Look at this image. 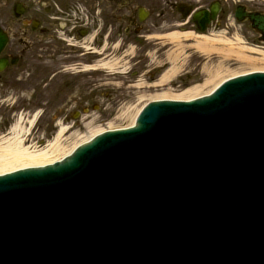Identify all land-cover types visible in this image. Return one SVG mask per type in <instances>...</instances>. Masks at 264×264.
<instances>
[{
	"label": "water",
	"instance_id": "1",
	"mask_svg": "<svg viewBox=\"0 0 264 264\" xmlns=\"http://www.w3.org/2000/svg\"><path fill=\"white\" fill-rule=\"evenodd\" d=\"M0 264H264V71L0 175Z\"/></svg>",
	"mask_w": 264,
	"mask_h": 264
},
{
	"label": "flooded vegetation",
	"instance_id": "2",
	"mask_svg": "<svg viewBox=\"0 0 264 264\" xmlns=\"http://www.w3.org/2000/svg\"><path fill=\"white\" fill-rule=\"evenodd\" d=\"M212 1L218 2L219 13H223L222 0H0V28L7 36L0 53V101L7 93L17 101L22 88L30 100L27 107H20L31 113L42 105L41 115L46 116L52 78L64 88L58 89L59 97L91 100L81 90L73 99L67 95V87H78L72 73L83 69V62L93 64L105 57L123 59L126 53L129 57L125 61L132 63L129 68L134 65L138 71H150L146 77L154 80L156 65L147 67L153 62L148 58L152 46L145 42L152 34L147 32L158 30L159 22L176 19L195 31L194 13L209 8ZM148 20L158 23L147 27L144 24ZM221 21L216 19L212 24L220 25ZM243 25L251 30L248 22ZM64 45L74 52L61 55ZM56 55L58 63L51 62ZM123 77L110 74L107 78L121 83L131 81L129 72ZM94 81L92 76L79 85L87 88Z\"/></svg>",
	"mask_w": 264,
	"mask_h": 264
},
{
	"label": "rangeland",
	"instance_id": "3",
	"mask_svg": "<svg viewBox=\"0 0 264 264\" xmlns=\"http://www.w3.org/2000/svg\"><path fill=\"white\" fill-rule=\"evenodd\" d=\"M238 1L245 4L248 8L264 12V0H225L223 1V7H226L224 12L220 15L219 19V21H221L223 16H226L227 18L225 19V22L222 21L220 25H218L217 23L211 25L206 33H220V35L224 34L228 38L239 37L241 39V45L256 47L259 50H264V44L260 41H257L255 32L245 28L244 25L234 21L231 12L235 3ZM178 21L179 20L176 19L167 22H159L160 26L158 30H153L147 33H161L169 29H173L175 27L172 26V28H170L168 24L177 23ZM153 23L157 24L158 22L148 20L144 25L147 27H151ZM223 30H226L228 32L223 33ZM85 44L87 45L88 42H86ZM64 48L65 51L60 53L61 55H66L68 53L70 54L74 52L69 50L67 45H64ZM152 49H157V46H152ZM156 53L160 56L162 55L163 60L166 52L164 48H158ZM184 55H186V58L184 59L182 69L179 70V74L181 73L184 76L186 74H191V76L187 78L185 83L157 88L156 91L148 86H145L148 81H153V79H149L146 77V74L144 73L146 70L143 69L138 71V69H136L134 65H131V67L129 68V76L131 78V81L124 83H121L118 80L112 81L108 79L105 71L102 72L103 69H98L95 71L87 70L84 71V74L91 73L96 82L94 81V84H90V86L86 88L82 87L81 85L84 84L86 80H91V76H79L76 74L72 75L74 76V79H76L78 87H67V95H70V98L73 99L74 95L79 94L77 92L81 90L82 93L90 95L91 100H80L78 98L69 100V98L67 97V99L59 97L60 94L58 93V89H62L63 87H59L55 81L56 78H52L51 80H49L51 91L48 96L50 97V100L45 103L48 115L37 118L36 128H31L30 134L26 135L27 138L33 137L31 141L28 140V143L34 142L36 145L40 144V146L42 147L48 141H52L55 138L60 126L64 125L68 126V130L61 136L60 146L61 148L68 149L73 146L75 142L79 141V136L89 134V131L91 129L100 126L106 128L111 124L116 127L127 125L129 122L128 115L131 113V110L134 107H137L138 109L145 102H147V100L149 99L146 98L147 95L149 96L165 90L177 92L187 86L202 83L207 78L206 71L202 69V62L205 61L206 58L200 55L198 52H195L191 48L187 49ZM253 55L257 56L255 54ZM58 56L59 55H56L54 57L55 59L51 58L53 59L51 62L56 61L55 63H58ZM125 58H128V56ZM217 60L218 57L214 55L212 59L209 60L207 67H212V69H215V66H217ZM45 62H48V60H46ZM128 64L130 66V64L132 63H127L126 65ZM247 65H249L248 62L239 61L236 59H229L223 63L224 68L228 69L229 71H238L240 70V68H246ZM255 65L264 68V59L256 61ZM225 72L226 71L224 70L222 73H220L219 76L204 90L210 89L213 83L222 79L223 76H229V73L225 74ZM21 89L20 91L18 90L19 96L16 103L14 101V97H9V93L5 95L7 98L3 96L0 101V135L6 133L8 127L21 114L24 117V121L26 115H28L26 113L27 110H23L20 106L22 104L27 107L30 98L28 100H25L28 96V93H24V90ZM92 94H94V96H92ZM142 96H145L146 99H144V97L140 99ZM58 97L59 99H57ZM40 108H43V106L41 105ZM125 110H127V112H124ZM24 125L26 126L27 123L24 122ZM62 150L63 149H61V151Z\"/></svg>",
	"mask_w": 264,
	"mask_h": 264
},
{
	"label": "bare ground",
	"instance_id": "4",
	"mask_svg": "<svg viewBox=\"0 0 264 264\" xmlns=\"http://www.w3.org/2000/svg\"><path fill=\"white\" fill-rule=\"evenodd\" d=\"M182 26L184 25L178 23V26H176L173 30L151 36L154 37V40H157L155 44L157 49L164 48L166 52L163 60L162 58L158 59L160 55L156 57L157 59H155L157 49L150 52L148 55L153 60L155 65H161L163 69L155 84L159 87H163L179 73V70L183 67L184 59L186 58V55L184 54L187 49L190 48L206 58V60L202 62V69L206 71L207 78L200 84H193L177 92L165 90L149 96L147 95L146 98H149L148 100H186L208 93L225 77L223 76L222 79L213 83L210 89H204L208 87L209 84H211L224 70L226 71L225 74L229 73V76H233L247 70H264V68L255 65L256 61L264 59V50H259L256 47L241 45V39L239 37L228 38L224 34L220 35V33L212 32H208L207 34H198L193 31L186 30ZM222 32L225 33L228 31L223 30ZM84 42L85 41H83V43ZM253 54L257 56H254ZM127 55L128 53L125 54L123 59H117L118 57L113 59L105 57L101 60L95 61L92 65H83V68L87 69L95 67L108 71V74H114V72L125 74L129 68V65H126L128 62L125 61V59H127L125 58ZM214 55L218 57V60L216 63L217 66H215V69H212V67H207V65L209 60H211ZM229 59L245 61L248 62L249 65H247L246 68H240L238 71H229L223 66V63ZM143 97L146 99L145 96H142L140 99ZM138 110L139 108L137 109V107H134L131 110V113L128 115L129 122L125 126H129L134 122L135 115ZM124 112H127V110ZM37 115V111L31 113L30 115H26L24 121V117L21 114L8 127L7 132L0 135V174L25 166H36L56 161L61 156L68 154L78 143L86 141L94 134L106 130L107 128L116 127L110 123L111 125L106 128L100 126L91 129L89 134L79 136V141L75 142L73 146L68 149H64L60 146V138L68 130V126L62 125L52 141H48L44 146L39 147V145H36L34 142L28 143L30 138L26 137V135L30 134ZM24 122L27 123L26 126L24 125ZM61 149L63 150L61 151Z\"/></svg>",
	"mask_w": 264,
	"mask_h": 264
}]
</instances>
